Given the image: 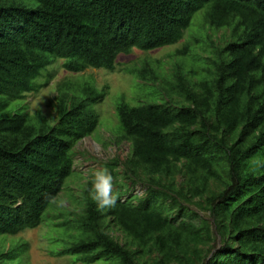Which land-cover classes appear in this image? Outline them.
I'll use <instances>...</instances> for the list:
<instances>
[{
    "label": "trees",
    "instance_id": "obj_1",
    "mask_svg": "<svg viewBox=\"0 0 264 264\" xmlns=\"http://www.w3.org/2000/svg\"><path fill=\"white\" fill-rule=\"evenodd\" d=\"M35 1L29 8L0 0V234L43 223L73 173V146L99 124L93 106L107 92L59 82L53 121L11 111V103L48 85L47 68L58 59L69 72L114 70L121 54L174 44L208 5L205 23L228 31L223 46L199 55L193 36L176 52L175 80L152 88L160 100L116 105L131 143L125 173L147 182L146 193L136 203L119 196L103 211L89 199L75 220L77 240L58 253L84 263L264 264V0ZM128 69L159 81L148 60ZM113 165L104 164L115 178ZM25 251L21 243L1 253L0 264H20Z\"/></svg>",
    "mask_w": 264,
    "mask_h": 264
},
{
    "label": "rangeland",
    "instance_id": "obj_2",
    "mask_svg": "<svg viewBox=\"0 0 264 264\" xmlns=\"http://www.w3.org/2000/svg\"><path fill=\"white\" fill-rule=\"evenodd\" d=\"M9 1L3 0L4 3ZM19 1L29 8L37 6L35 0ZM208 7L207 5L195 13L190 27L184 33V38L174 44L151 51L134 49L128 54H121L117 58L114 70L89 68L83 72H69L63 67L64 60L58 59L47 68L53 75L48 85L38 89L37 92L28 94L24 99L11 103V111L16 109L27 111L31 116L40 112L41 115L47 116L50 121H53L56 118V112L51 99L57 95L59 82L70 80L74 84H90L97 87L98 90L105 89L107 92L103 99L93 106L99 116V124L91 135L77 141L73 146V173L65 180L62 191L45 211L43 223L33 230L27 229L16 235L0 234V254L22 243L26 244V251L16 258L20 264H111L109 261L103 260L84 263L77 258V255L58 252L77 240L76 233L78 231L75 220L79 214L83 213L87 202L91 199L90 176L96 168L115 160L116 165H113V170L116 172V177L114 178L113 191L119 193L123 200L134 196L133 201L136 203L135 195L142 196L146 193L147 182L130 178L125 173L123 161L130 154L131 143L122 138L123 128L116 105L122 100L131 105H138L141 101L160 100L152 88L161 84L163 80H175V77L172 78V74L175 73L176 63L182 59L176 52L193 36H196V39H201L194 51L199 55H209L214 43L223 46L229 37L228 31H216L205 23ZM190 47L193 49L194 44L191 43ZM191 57L193 54L188 55L189 59ZM146 60L151 62V65L159 73L158 83L143 81L129 71L128 68L136 65L140 67ZM185 63L187 71L190 64H188L189 61ZM190 63L197 65V62L192 58ZM192 75L190 77L197 76V74ZM41 78L42 76L37 81L40 82ZM23 105L26 106V109L20 108ZM189 207L196 210L201 217L209 218L208 211L202 210L195 204ZM199 220L200 217L195 219L197 222ZM111 231L121 242L125 241L120 231L116 229ZM214 245L213 252L221 247L220 239H217Z\"/></svg>",
    "mask_w": 264,
    "mask_h": 264
},
{
    "label": "clouds",
    "instance_id": "obj_3",
    "mask_svg": "<svg viewBox=\"0 0 264 264\" xmlns=\"http://www.w3.org/2000/svg\"><path fill=\"white\" fill-rule=\"evenodd\" d=\"M90 196L98 210L115 208L119 193H114V177L108 167L96 168L90 176Z\"/></svg>",
    "mask_w": 264,
    "mask_h": 264
}]
</instances>
